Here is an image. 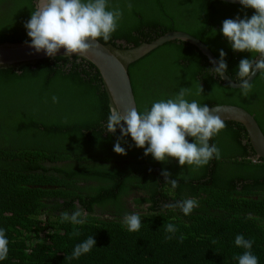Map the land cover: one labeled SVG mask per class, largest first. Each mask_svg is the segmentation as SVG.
<instances>
[{"label":"trees","instance_id":"16d2710c","mask_svg":"<svg viewBox=\"0 0 264 264\" xmlns=\"http://www.w3.org/2000/svg\"><path fill=\"white\" fill-rule=\"evenodd\" d=\"M34 4L0 0V43L31 41L24 25ZM108 8H119L122 17L109 41L98 40L102 44L129 48L183 31L217 61L223 50L226 73L235 82L240 60L252 59L251 53L234 52L221 31L224 20L255 13L241 4L108 0ZM127 65L139 112L185 88L189 102L243 108L264 136L259 71L249 97H243L240 88L209 71L212 65L193 45L175 39ZM103 85L97 67L75 55L0 68V229L9 241L0 264H238L246 250L235 245L237 235L253 242L250 251L264 264V159L255 158L244 127L225 120L226 127L209 141L220 158L199 169L145 156L130 135L121 139L127 154L119 155L113 149L120 130L110 134L105 127L110 107ZM164 170L178 187L165 183ZM188 198L199 205L191 215L164 207ZM77 205L85 222L62 221L61 214L71 215ZM130 213L141 217L137 232L123 223ZM168 223L175 225L174 234L166 232ZM90 236L96 241L92 250L73 258L76 245Z\"/></svg>","mask_w":264,"mask_h":264},{"label":"clouds","instance_id":"9594fccd","mask_svg":"<svg viewBox=\"0 0 264 264\" xmlns=\"http://www.w3.org/2000/svg\"><path fill=\"white\" fill-rule=\"evenodd\" d=\"M239 3L246 9H254L255 13L250 18L245 16L241 19L237 16L236 19L224 20L221 31L234 52H248L252 55V59L240 60L236 74L240 94L249 97L252 91L249 79L257 71L264 74V0H239ZM131 7L129 3L128 8ZM121 17L122 11L119 8L109 10L108 0H39L38 8L32 11L24 27L31 39L29 47L37 53L43 50L48 57L54 58L63 48L65 57L85 56L98 44L100 38L105 42L110 40ZM219 55L218 61L210 58L214 67L209 71L224 79L228 71L226 53L220 50ZM217 64L218 67L215 66ZM188 94V89L180 88L175 97L156 101L142 113L135 108L123 114L116 107L110 109L106 131L115 134L119 128L121 133V138L114 145V152L127 154L125 148L121 147V139L130 135L137 148L145 149V156L150 154L158 162H169L172 158L178 160L181 167L187 165L199 169L208 165L213 158L219 159V148L209 141L226 127L221 116L214 114L220 108L210 109L196 100L189 102L185 98ZM52 101L58 102V97L53 96ZM188 137L194 142H189ZM161 175L166 184L172 188L178 187V180L170 179V172L164 170ZM198 206L194 198L164 205L166 208H179L185 216L191 215ZM83 215L86 214L77 205L71 215L64 212L61 218L62 221L83 224ZM247 219L253 217L249 215ZM123 223L128 231L137 232L141 228V217L139 213L125 214ZM165 230L173 234L177 231L172 223H168ZM166 239L170 240L172 236H166ZM252 243L243 235L235 237V245L246 250L238 257V264H258L257 257L250 251ZM95 244L93 236L88 237L76 245L72 257L79 258L89 253ZM8 245L5 231L0 229V261L7 258Z\"/></svg>","mask_w":264,"mask_h":264},{"label":"water","instance_id":"95a60500","mask_svg":"<svg viewBox=\"0 0 264 264\" xmlns=\"http://www.w3.org/2000/svg\"><path fill=\"white\" fill-rule=\"evenodd\" d=\"M227 3L240 4L239 0H219ZM39 6V0H35V10ZM180 40L193 45L205 59L210 62V58L215 57L197 38L183 31L170 30L164 32L160 36L147 43H140L129 48L113 47L109 44H98L85 56H76L92 63L99 70L104 82V89L108 97L110 109L116 107L123 114L127 110L135 107L134 98L131 91V83L128 75L127 64L141 57L154 47L169 40ZM30 42H1L0 43V68L14 67L17 68L25 63L35 62L38 59L48 57L42 50L37 53L35 49L29 47ZM123 47V46H122ZM65 49H60L56 56L64 55ZM212 67L214 65L210 63ZM218 67V64L215 65ZM258 72V71H257ZM257 74V73H256ZM254 74L249 82L255 77ZM223 83L231 88H239L238 83L233 81L227 73L224 74ZM219 107L218 114L225 120L239 122L245 129L248 142L256 157L264 159V136L260 131L256 121L246 110L232 104H219V106H211V108Z\"/></svg>","mask_w":264,"mask_h":264},{"label":"flooded vegetation","instance_id":"af4514ba","mask_svg":"<svg viewBox=\"0 0 264 264\" xmlns=\"http://www.w3.org/2000/svg\"><path fill=\"white\" fill-rule=\"evenodd\" d=\"M258 81L261 82V83L263 82L262 80H258Z\"/></svg>","mask_w":264,"mask_h":264}]
</instances>
